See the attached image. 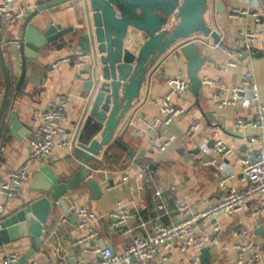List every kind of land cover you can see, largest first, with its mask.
Listing matches in <instances>:
<instances>
[{"label": "crops", "instance_id": "0c3cea01", "mask_svg": "<svg viewBox=\"0 0 264 264\" xmlns=\"http://www.w3.org/2000/svg\"><path fill=\"white\" fill-rule=\"evenodd\" d=\"M220 1L223 3V10L218 9V0H208L205 21L219 33L224 46L212 45L211 38L203 40L204 42L200 44V52L212 61L202 64L199 77L207 76L215 81H224L233 85L239 82L245 70H251L264 105V43L262 39L260 38L255 45L254 52L238 59L239 65L235 68H226L228 55L224 50V48L233 47L235 38L244 23L242 18H229L228 8L231 5L241 7L258 5L257 8H261L264 12V0ZM15 3L35 5L36 1L16 0ZM62 18H55L56 22H60L62 26L74 22V18L70 21ZM20 24L21 21L9 29L0 25L2 37L15 34ZM3 47L13 82L9 102L18 110L16 115L18 120L27 123L31 130L21 129L19 134L17 132V138L7 137L0 153V180L7 178L21 164L28 163L31 133L39 125L40 114L49 107V101L56 95L64 94L67 97L65 118L61 122L62 130L57 135V140L69 139L74 147L83 137L92 134L95 130L93 124L84 130L88 102L84 98L83 79L86 76L79 77V71L71 64H60L55 72L48 70L49 66L61 57L78 52L76 47H67L62 42L49 45L38 54L37 65L34 67L35 73L30 75L31 80L24 78L19 90H16L15 86L20 74V63L17 57L13 58L9 55L5 44ZM92 65L93 62L89 57L83 71L90 72ZM169 77L188 79L185 58L178 52H172L161 61L159 68L150 79L145 78L139 98L133 100L131 108L115 129L113 138L121 136L132 155L128 158L127 152L111 143L103 145L95 157L99 165L98 169L89 167L94 164L93 161H90L87 167L90 176L99 184L101 196L91 201V193L83 184L63 194L62 199L67 212L65 213L57 204H53L43 225L40 250L30 254L23 264L93 263L100 259L99 253L93 252V248L98 247L100 241L109 245L114 253H121L132 237L150 234L156 221L170 224L188 213L216 202L223 193H220L221 187L218 185L220 176L230 171L238 173L241 159L246 155L255 154L259 143L250 141V138L253 136L260 138V129L234 128V121L238 117L252 120L253 110L238 104L219 108L212 96L215 88L211 86H201L202 96L199 98V106L195 105V98L189 90L180 96H173L172 102L181 106L184 113L172 124L160 126L156 132L148 130L141 118L145 117L148 120L163 118L155 100L167 91L165 81ZM2 92L3 79L0 68V98ZM229 95L230 93L227 92L226 96ZM192 122L199 124L198 129L185 136V131ZM212 129L218 131L221 139L232 150L224 159L217 156L213 150L208 137V132ZM168 134L177 135L173 144L163 151L151 148L152 143L161 142L159 136ZM95 138L99 139V133ZM72 147H57L52 151L49 159L40 163H29L28 179L21 186L17 196L6 199L0 195V201L5 204L6 213L37 197V192L32 187L36 170L41 165H50L53 173L61 180L70 177L78 170L80 162L71 155ZM202 157L213 158L215 162L212 166H204L201 162ZM124 174L128 176V180L116 186ZM229 184L237 188L242 187L237 180H232ZM261 199L262 196H254L246 202L241 211L210 219L202 229L196 227L198 231L212 233V225L219 224L221 230L218 236L221 242L227 245V249L223 250L219 245H212L207 248L209 252L206 256L201 257L200 252L199 261L193 263L194 252L191 249L181 252L177 246H174L171 250L160 251L156 255L158 264H234L235 252L232 245L244 243L245 239L233 236V232L243 228L251 231V237L261 252V259L254 264H264V211L256 216L251 215ZM117 203L123 205L132 215L122 228L110 226L113 219L111 212L116 208ZM177 204L185 205L186 211H178L175 207ZM76 205H85L93 213L95 218L93 228L97 232L95 239L85 238L87 232L78 228L77 217L76 220L71 219L74 215L72 208ZM158 205H163L165 212L158 209ZM259 228L262 229L259 230ZM83 237V241L79 243L78 240ZM29 248L28 238L4 244L0 246V262L3 256L11 251H15L20 258ZM127 264H135V262L131 259Z\"/></svg>", "mask_w": 264, "mask_h": 264}, {"label": "water", "instance_id": "95a60500", "mask_svg": "<svg viewBox=\"0 0 264 264\" xmlns=\"http://www.w3.org/2000/svg\"><path fill=\"white\" fill-rule=\"evenodd\" d=\"M35 1V7L22 18L15 34L3 38L0 32L3 79L0 153L8 136L17 138L21 129L31 130L27 123L18 120V110L9 102L13 82L4 44L9 55L17 57L20 63L16 90H19L24 78L31 80L38 54L49 45L62 42L67 47H76L77 51L89 52L93 65L83 79L84 98L88 101L84 130L91 124L95 130L71 148V155L80 162L78 170L61 180L50 165H41L36 170L32 187L37 197L2 216L0 246L22 238L30 241L29 250L18 259V264L25 263L30 254L40 250L43 225L53 204L67 212L63 194L83 184L91 193V201L101 196L99 184L90 176L87 167L93 161L94 164L89 167L98 169L95 157L103 145L111 143L127 152L128 158L132 155L121 136L113 138V135L133 100L139 98L145 78L148 80L152 77L160 62L171 51L182 54L186 61L188 90L195 98V105L199 106L202 96L199 71L204 62L212 61L200 52V44L204 42L201 36L211 38L213 44L224 46L219 33L205 21L208 0ZM217 6L220 10L224 9L220 0ZM56 17H64L62 19L66 21L74 18V22L62 26L56 22ZM191 35H196L195 40H187ZM97 133L99 139L95 138ZM225 188L222 186L220 193ZM71 219L76 220V216L73 215ZM98 248L102 251L110 246L100 241ZM208 252L207 248L202 249L201 257Z\"/></svg>", "mask_w": 264, "mask_h": 264}, {"label": "built area", "instance_id": "2783aa9c", "mask_svg": "<svg viewBox=\"0 0 264 264\" xmlns=\"http://www.w3.org/2000/svg\"><path fill=\"white\" fill-rule=\"evenodd\" d=\"M15 1L0 0V25L2 27L9 29L15 26L35 7L31 3L16 4ZM257 7L258 5L254 7L231 5L228 8L229 18H242L244 19V23L243 28L235 38L233 47L224 48L228 55L226 68L237 67L240 57H245L246 54L254 52V47L258 44L260 38L264 43V12L261 8ZM195 37L196 35H191L187 37V40H195ZM201 38L204 40L209 37L201 36ZM211 44L219 46L218 44H213V42ZM89 57L90 53L87 51L74 52L53 62L48 70L49 72H55L58 70L60 64H71L79 71V77L87 76V72L83 71V67ZM199 78L201 86L215 88L212 96L215 98L216 105L219 108L238 104L243 108L253 110L252 120L238 117L234 121V128L256 127L260 129V138L256 136L250 138V141L259 143L257 151L254 155H246L241 159L238 173L230 171L220 176L218 185L220 187L226 186V188L213 204L202 209H197L193 213H188L180 220L170 224L156 221L150 234L132 237L121 253H114L111 248H105L100 251L98 247H94L93 252L100 254L99 260L93 263L76 264H127L131 259L134 260L135 264H158L156 255L160 251H169L174 246H177L181 252L191 249L194 252L193 263H197L202 249L212 245H219L223 250L227 249V245L223 244L218 236L221 230L219 224L214 223L212 225L213 234L204 230L198 231L196 229L197 226L202 229L210 219H216L220 215H232L241 211L246 202L254 196H262V199L259 201L258 207L253 209L251 215L256 216L264 211V105L261 102V96L258 92L253 73L251 70H245L241 74L239 82L233 85L227 84L224 81H215L207 76ZM165 84L167 91L155 100L163 118H154L152 120H148L145 117L141 118L143 124L151 132H156L162 125L168 126L172 124L176 118L184 113V109L181 106L172 102V97L188 92V79L169 77L166 79ZM227 92L230 93L229 96H226ZM66 105L67 97L64 94H58L49 101V107L40 114V122L37 129L31 133L28 163L21 164L7 178L0 180L1 196L6 199L17 196L21 186L28 179L29 163H40L49 159L52 151L57 147H72V142L69 139H56L62 130L61 122L65 118ZM198 126L197 122H192L185 131V136L195 132ZM208 137L213 142V150L217 156L224 159L231 153L232 150L224 143L217 130H210ZM176 138V134L159 136L161 142L158 144L152 143L151 148L163 151L173 144ZM201 162L204 166H212L215 160L209 157H202ZM127 180L128 176L126 174L122 175L116 186H120ZM232 180H237L242 184V187L237 188L229 184ZM186 208L183 204L176 205V209L180 212L186 211ZM158 209L164 211L165 207L158 205ZM72 212L77 217L78 228L87 232L85 238L95 239L97 236V232L93 228L95 218L89 208L85 205H76L73 206ZM4 214H6L5 204L0 201V228L1 219ZM111 216L113 217L110 224L112 228H122L132 217L120 203H117L116 208L111 212ZM250 233L251 231L246 228L233 232V236L245 239L244 243L232 245V249L235 252L233 257L234 264H254L261 259V252ZM83 239L84 237L80 238L78 242L81 243ZM18 259L19 255L15 251H11L3 256L0 264H17Z\"/></svg>", "mask_w": 264, "mask_h": 264}]
</instances>
